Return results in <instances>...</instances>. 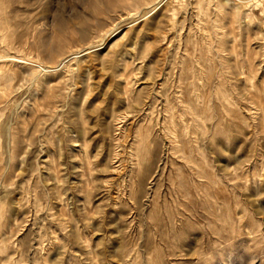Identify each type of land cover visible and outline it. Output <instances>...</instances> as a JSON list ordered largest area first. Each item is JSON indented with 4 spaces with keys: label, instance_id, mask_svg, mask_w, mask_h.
<instances>
[{
    "label": "rangeland",
    "instance_id": "374dc122",
    "mask_svg": "<svg viewBox=\"0 0 264 264\" xmlns=\"http://www.w3.org/2000/svg\"><path fill=\"white\" fill-rule=\"evenodd\" d=\"M0 264H264V0H0Z\"/></svg>",
    "mask_w": 264,
    "mask_h": 264
},
{
    "label": "bare ground",
    "instance_id": "6f19581e",
    "mask_svg": "<svg viewBox=\"0 0 264 264\" xmlns=\"http://www.w3.org/2000/svg\"><path fill=\"white\" fill-rule=\"evenodd\" d=\"M112 34H113V32H112ZM71 56H69V58H70ZM68 58V59H69ZM72 58H70V60H71ZM69 60V61H70ZM56 68V67H55ZM204 70V69H203ZM183 73V72H182ZM185 73V72H184ZM193 83V82H192ZM196 83V82H195ZM194 84V83H193ZM192 85V84H191ZM190 85V83H189V86L188 87H190L191 86ZM187 86V85H186ZM185 87V86H184ZM192 87V86H191ZM186 89V88H185ZM194 89V88H193ZM197 91V90H196ZM191 92H192V90H191ZM194 92V91H193ZM179 93V92H178ZM195 94V93H194ZM193 96V95H192ZM184 97H186V96H184ZM196 97H197V95H196ZM196 97H195V99H196ZM198 99H200L199 98V96L197 97ZM179 99V98H178ZM180 100H182V99H180ZM183 102H185V100H182ZM181 101V102H182ZM190 101V100H189ZM180 102V101H179ZM192 102V101H191ZM190 102V103H191ZM189 103V104H190ZM194 103V102H193ZM186 105L188 104L187 102L185 103ZM195 104V103H194ZM184 105V104H183ZM185 105V106H186ZM191 105H192V103H191ZM193 106V105H192ZM194 107H195V105H194ZM184 108H187V110L186 109H184V111H186L185 113H187V112H189V111H191V112H189V113H191L192 115L193 114H196L197 112H195L194 113V109L192 108V107H190V105L189 106H186V107H184ZM200 108V107H199ZM181 109H183V108H181ZM197 110V109H196ZM167 111V110H166ZM183 112V111H182ZM172 113H173V111H172ZM179 113H181V111L179 112ZM184 114V113H183ZM183 114H179V117H178V115H177V117L179 118V120H178V123H180V125L182 124V125H184V124H186V121H187V119L185 118V116L183 115ZM197 115V114H196ZM195 115V116H196ZM198 116V115H197ZM172 117V116H171ZM190 117V116H189ZM173 121V120H172ZM195 122V121H194ZM187 123H188V121H187ZM192 123H193V121H192ZM172 126H170V127H168V134L170 135V137H171V141L172 142H175V143H179V141H180V138H179V133L180 132H184V134H185V130H181V129H177L176 127H175V124H174V122H173V124H171ZM177 126V125H176ZM178 127V126H177ZM184 127V126H183ZM185 127H187L186 125H185ZM176 128V129H175ZM190 128V127H189ZM163 129V128H162ZM179 130H181V131H179ZM187 130H188V128H187ZM189 131V130H188ZM188 133V132H187ZM183 134V133H182ZM184 134H183V137H184ZM180 135H181V133H180ZM170 141V140H169ZM178 145V144H177Z\"/></svg>",
    "mask_w": 264,
    "mask_h": 264
}]
</instances>
